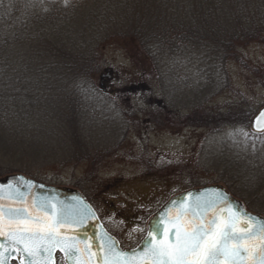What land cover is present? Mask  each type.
Returning <instances> with one entry per match:
<instances>
[{
  "label": "rangeland",
  "instance_id": "374dc122",
  "mask_svg": "<svg viewBox=\"0 0 264 264\" xmlns=\"http://www.w3.org/2000/svg\"><path fill=\"white\" fill-rule=\"evenodd\" d=\"M161 1L135 0L134 7L122 5L140 12L151 10L155 16L165 18L183 20L188 16L181 0ZM102 2L36 3L72 15L70 22L55 26V33L60 35L65 29L79 31L91 8ZM241 4L244 13L226 15L225 9L239 8ZM200 5L207 10L200 16L212 22L232 23L244 16L264 15V0H200L192 9ZM113 18L114 14L107 12L101 21L88 24L85 34L86 41L92 42L86 50L94 51L99 69L94 82L105 96L103 100L92 94L85 96L94 115L79 118L83 121L84 142L91 146L88 159L45 164L41 160L26 162L3 157L0 177L26 175L30 170L35 177H29L37 181L78 190L121 248L135 247L145 236L151 216L174 194L188 189L221 185L246 210L264 217V136L255 138L249 125L250 118L264 105V35L261 40L235 48V57H227L221 63L202 51L175 58L165 64L164 79L156 80L151 61L132 38L106 36L92 40L104 21ZM22 66L27 73H34L30 64ZM48 69L49 74L35 78V84L45 91L36 98L38 106L44 108L26 122L21 133L31 129L29 124L37 127L39 134L48 126L52 137L53 132L54 137L59 132L57 121L50 123L52 119L48 122L46 118L53 114V109L59 112L56 106L66 96L62 80L52 67ZM145 78L148 81L143 84ZM19 84L16 82V87ZM195 109H199L198 114L207 112L213 116L243 112L244 118L238 124H230L223 116L219 129L216 125L182 123L180 119L193 114ZM46 138L47 148L57 149L53 159L59 162L58 155L64 154L58 145L62 139ZM20 169L26 171L19 172Z\"/></svg>",
  "mask_w": 264,
  "mask_h": 264
},
{
  "label": "trees",
  "instance_id": "16d2710c",
  "mask_svg": "<svg viewBox=\"0 0 264 264\" xmlns=\"http://www.w3.org/2000/svg\"><path fill=\"white\" fill-rule=\"evenodd\" d=\"M38 1L47 0H0V159L16 157L24 161L41 160L45 164H64L67 161L77 163L88 159L91 146L84 142L81 128L83 121L79 118L94 115L85 96L92 94L100 99L103 97L102 100L105 96L94 82V75L99 69L95 64L94 51L89 53L86 50L91 41H86L85 34L88 24L101 21L109 11L114 14V18L111 21L105 20L92 40L97 41L106 36L132 38L151 61L156 80L164 79L162 73L165 64L175 58H187L189 54L202 51L209 52L221 63L227 57H235V48L261 40L264 35V15L244 16L232 23L212 22L200 16L207 11L204 5L192 9L200 0L180 1L188 11V16L183 20L155 16L151 10L140 12L139 9L122 5L131 4L134 7L135 0H104L102 5L91 8L92 11L85 16V26L79 31L65 29L59 35L55 33V26L60 22H70L72 15L61 9L47 8L46 5L37 6ZM242 6L244 5L232 10L225 9L226 15L244 13ZM111 7H116L117 10H112ZM122 11L125 15L130 14L128 18ZM226 27L229 29L226 30ZM74 32L76 35H73ZM26 63L30 64L34 73H27L26 67L22 66ZM50 67L62 80L61 87L66 96L56 106L59 112L66 113L60 115L53 109V114L46 118L48 122L52 119L50 123L53 119L54 122L57 121L59 132L55 137L53 132L52 137L48 126L49 129L41 130L39 134L38 128L29 124L31 129L21 133L20 130L27 127L26 122L29 123L42 108V105L38 106L36 98L45 91L35 84V78L49 74L47 70ZM148 79L145 78L143 84ZM16 82H20L17 87ZM196 111L199 109L179 119L182 123L216 125V129H219L218 126L224 122L221 119L223 116L227 117L230 124H238L244 118L243 112L213 116L211 113L198 114ZM218 117L220 118L216 121ZM46 136L50 137V141L53 138L62 139L58 145L62 146L64 154L58 155L59 162L53 159L57 149L52 146L47 148ZM262 136L264 133L254 135L255 138ZM1 169L0 166V171ZM23 171L26 170L20 169L19 172ZM26 175L35 177V173L30 170H27Z\"/></svg>",
  "mask_w": 264,
  "mask_h": 264
},
{
  "label": "snow or ice",
  "instance_id": "6c2138e0",
  "mask_svg": "<svg viewBox=\"0 0 264 264\" xmlns=\"http://www.w3.org/2000/svg\"><path fill=\"white\" fill-rule=\"evenodd\" d=\"M254 129L264 132V112L257 118ZM215 207V202L202 204L196 201L170 219V227L158 221L160 229H150L143 249L139 253L133 251L132 256L117 250L115 241L106 233L103 234V264H264V221H258L239 210L217 215ZM209 211L213 212L211 217L207 216ZM3 214V209H0V217ZM7 215L10 220L28 219L23 210H9ZM79 222L83 223V220ZM64 223L68 221L58 219L53 225L37 222L35 227L26 225L24 228H9L5 233L0 221V236L6 235L9 241L8 246L0 244V264H5L10 251L18 252L21 244L29 255L35 257L45 241L52 247L59 246L71 259L76 255L73 248L81 242H69L67 238L61 237L57 225L62 226ZM44 250L49 251L50 258V250ZM90 250V246H86L85 251Z\"/></svg>",
  "mask_w": 264,
  "mask_h": 264
},
{
  "label": "water",
  "instance_id": "95a60500",
  "mask_svg": "<svg viewBox=\"0 0 264 264\" xmlns=\"http://www.w3.org/2000/svg\"><path fill=\"white\" fill-rule=\"evenodd\" d=\"M264 112V105L250 118V130L254 134H262L254 129V124L260 113ZM31 182V183H29ZM0 209H3V216L0 217L4 225L5 233L9 228H24L26 225L35 227L37 222L41 224H55L56 220H67L62 226L57 225L62 238H67L69 242L76 240L77 244L73 251L76 255L69 259L65 251H61L59 246L52 247L45 241L40 245L41 251L35 257L29 255L24 250L23 244L19 245L20 254L24 256L21 264H54L56 252L61 253L65 264H103L104 252L101 251L103 241L101 236L107 234L115 241V247L121 252H127L132 256L133 251L139 253L143 249L145 238L149 236L150 229L159 230L158 221H163L164 226L170 227L169 220L176 217L181 210L194 205L196 201L215 202L214 211L217 215H226L230 212H243L264 221V217L259 214L248 212L242 203L233 198L228 191L220 185H209L201 188H193L174 194L148 221L147 230L142 240L133 248L121 249L118 240L112 236L99 221L95 211L84 197L74 189L62 186H49L22 174L8 175L0 178ZM223 197L221 200L220 198ZM9 210H23L27 220L20 218L10 220L7 213ZM239 212L237 214H239ZM213 215L212 211L207 213L208 217ZM190 218V217H189ZM83 220V223L79 221ZM243 223V222H242ZM6 235L0 236V244L5 243ZM8 241V240H7ZM9 242V241H8ZM86 246H90V251H85ZM51 256L49 258V251ZM38 253L41 256L36 258Z\"/></svg>",
  "mask_w": 264,
  "mask_h": 264
},
{
  "label": "flooded vegetation",
  "instance_id": "af4514ba",
  "mask_svg": "<svg viewBox=\"0 0 264 264\" xmlns=\"http://www.w3.org/2000/svg\"><path fill=\"white\" fill-rule=\"evenodd\" d=\"M2 178H4V177H2ZM5 242H6V244L5 243H2V244L8 246L9 242L7 240H5ZM19 252H20V250L18 252L17 251H10L9 254L7 255V259L5 261V264H21V263H23L25 255L20 254ZM39 256H41V253H38L36 258H38ZM62 261H63V257L61 255V253L56 252L55 256H54V262L53 263L54 264H61V263H63Z\"/></svg>",
  "mask_w": 264,
  "mask_h": 264
}]
</instances>
